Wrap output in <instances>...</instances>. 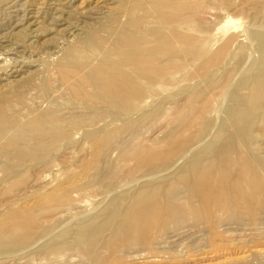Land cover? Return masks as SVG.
Segmentation results:
<instances>
[{"label": "rangeland", "instance_id": "1", "mask_svg": "<svg viewBox=\"0 0 264 264\" xmlns=\"http://www.w3.org/2000/svg\"><path fill=\"white\" fill-rule=\"evenodd\" d=\"M0 96V264H264V0H0ZM248 167V208L199 219L193 181Z\"/></svg>", "mask_w": 264, "mask_h": 264}, {"label": "bare ground", "instance_id": "2", "mask_svg": "<svg viewBox=\"0 0 264 264\" xmlns=\"http://www.w3.org/2000/svg\"><path fill=\"white\" fill-rule=\"evenodd\" d=\"M170 1L172 2L173 0H170ZM140 6H141V4H140ZM143 11H144V9H143ZM169 14H170V12H169ZM149 18H150V16L147 17V14L144 15L143 17H138L136 19V24L138 25V24L142 23L144 25L147 23ZM163 18H164L163 15L159 16L160 20ZM133 25H132V27H133ZM113 31H115V29ZM129 31H131V30H129ZM135 33H137V32H135ZM126 34H128V33H126ZM138 34H140V33H138ZM101 41L102 40H100V42ZM124 43H125L124 37H120L119 39H117L115 41L114 44L121 46ZM100 44H102V43H100ZM143 57H145V56H143ZM145 60L148 61V59H145ZM136 61H138V60H136ZM140 62H142V61H140ZM73 65H75V66H73ZM73 65H72L73 68L74 67L77 68L76 70H74L75 72L79 71L82 73L80 83H82L84 87H86V88L90 87L91 88V86H93L95 81L98 79V75L99 74H103V75L105 74V76L107 78H109V83L103 85L100 88V91L103 94L110 96L113 100H117L118 102L116 101L117 103L115 102V104L130 103L131 100H133V86H134L133 80H131V79L129 80L128 78H123V76H121V77L119 76L120 78L119 77L116 78V76L114 75L115 76L114 77L113 74L111 73L110 68H106V66L104 65L103 62L101 63V65L99 64L100 65L99 67L92 66L93 63H92V65H88V64L84 65V64H76L75 62H73ZM115 69H116V67H115ZM96 70L98 71V73ZM122 73H124V72H122ZM96 74H98V75L96 76ZM129 75H131V74H129ZM81 87L82 86L79 85L80 90H82ZM10 108H11L10 107V101L7 100L6 97L0 96V126L1 127H3V126L9 127V126L14 125V123H15V121H13L11 116L8 114ZM225 152H227V151L225 150ZM247 172L250 173L249 167H248V169L247 168L243 169L242 174H241L242 175L241 178H239L238 181H236L235 183H231L230 180L225 178V177H223V179L222 178H217V179H212V178L200 179V178H198V179H195L193 181V186H192V191L194 194L191 197L192 200H195V201L192 204H194L196 202V200L198 199V201H201L203 203L204 209H206V211L209 212V215H205L202 217V212H200L199 210L197 212V209H194L197 217L199 219L207 218V219L211 220L212 217H215L216 215L220 214L222 211H225V212L228 211L230 216H235V215L239 214V213H236V212H238V210H240L242 208H244V209L248 208L246 205H244V203H245V201H248L250 203L253 202V194L255 191V186L253 188H251L250 184H244V181H246L247 176H248V175L247 176H244V175ZM253 178L258 180V177L256 175ZM248 180H247V182H248ZM253 184H254V182H253ZM214 185H217V186H214ZM254 185H256V184H254ZM141 205L142 204H139L140 210L137 208V210H139L140 212L143 211L142 209H145V207L141 208ZM173 206L174 205H169L164 209V211H163L164 216H163L162 220H164L165 222L168 219H173V220L176 218L182 219L187 214L188 208L187 209H184V208L183 209H181V208L176 209ZM146 221H144L140 225V221L137 219V216L135 218L132 213L129 216H127L125 219V222L123 223V226L121 228L122 229L121 230L122 235L125 236L124 238L127 241L137 240L138 237L140 238L142 233H149L150 231H152L153 222L149 221V220H146ZM145 224H148L149 228H147V226ZM144 226L147 229H144L143 228Z\"/></svg>", "mask_w": 264, "mask_h": 264}]
</instances>
